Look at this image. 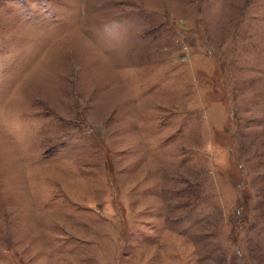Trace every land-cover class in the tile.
Returning <instances> with one entry per match:
<instances>
[{
  "label": "rangeland",
  "instance_id": "374dc122",
  "mask_svg": "<svg viewBox=\"0 0 264 264\" xmlns=\"http://www.w3.org/2000/svg\"><path fill=\"white\" fill-rule=\"evenodd\" d=\"M0 264H264V0H0Z\"/></svg>",
  "mask_w": 264,
  "mask_h": 264
}]
</instances>
